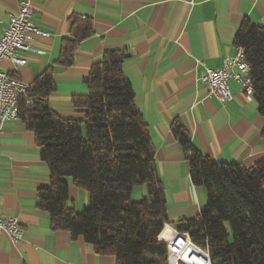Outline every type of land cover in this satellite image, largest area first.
Wrapping results in <instances>:
<instances>
[{
    "label": "crops",
    "instance_id": "0c3cea01",
    "mask_svg": "<svg viewBox=\"0 0 264 264\" xmlns=\"http://www.w3.org/2000/svg\"><path fill=\"white\" fill-rule=\"evenodd\" d=\"M19 1L0 0V37ZM32 9L31 22L47 36L29 33L33 51L19 54L26 65L4 60L2 71L30 87L52 67L55 90L49 106L62 118L82 119L72 98L88 93L85 79L91 67L105 50H126L122 73L153 148L169 223L194 219L206 203L205 190L192 184L171 134L174 121L213 162L249 168L264 157V120L253 97L247 99L229 79L231 99L221 103L199 81L203 67L219 69L233 57L244 21L264 27V0H33ZM74 16L90 19L93 34L78 45L72 64L60 67L55 63ZM68 182L67 206L80 212L88 205V194ZM48 184V167L34 133L20 119L6 123L0 134V214L18 221L22 239L11 243L0 232V264H116L113 256L97 255L82 239L51 230L37 201V190ZM145 195L144 186H135L131 200ZM169 229L162 238L169 237Z\"/></svg>",
    "mask_w": 264,
    "mask_h": 264
},
{
    "label": "trees",
    "instance_id": "16d2710c",
    "mask_svg": "<svg viewBox=\"0 0 264 264\" xmlns=\"http://www.w3.org/2000/svg\"><path fill=\"white\" fill-rule=\"evenodd\" d=\"M92 34L90 19L72 17L55 64L69 67L78 45ZM235 45L243 49L252 97L264 120V27L244 21ZM126 56V50H105L91 67L85 79L88 93L72 98L82 119L62 118L49 106L55 90L52 67L19 102V119L34 133L48 167L49 184L37 190V201L48 214L51 230L82 239L97 255L113 256L116 264H167L159 234L169 225L186 233L193 245L206 248L211 264H264V157L249 168L213 162L174 121L171 134L188 163L192 184L205 190L206 203L194 219L169 223L153 148L122 73ZM261 138L264 144V128ZM68 181L88 194V205L80 212L67 206ZM135 186L146 190L137 202L131 200Z\"/></svg>",
    "mask_w": 264,
    "mask_h": 264
},
{
    "label": "built area",
    "instance_id": "2783aa9c",
    "mask_svg": "<svg viewBox=\"0 0 264 264\" xmlns=\"http://www.w3.org/2000/svg\"><path fill=\"white\" fill-rule=\"evenodd\" d=\"M32 3L33 0L19 1L16 11L9 15L7 27L0 37V134L6 123L19 119V102L28 90L25 83L2 71L1 62L8 60L15 66L26 65V59L19 54L33 51L27 35L34 33L47 36L31 22ZM229 79L239 85L247 99L252 97L250 69L245 62L243 49L237 45L233 57L224 60L221 68L203 67L199 74V81L208 88V95L221 103L231 99L227 85ZM25 103L31 105L32 100L27 99ZM165 226L159 234V240L166 244L167 264H211L206 248L193 245L186 233H178ZM166 229H169L170 237L162 238ZM0 232L11 243L22 239L18 221L10 216L0 214Z\"/></svg>",
    "mask_w": 264,
    "mask_h": 264
},
{
    "label": "rangeland",
    "instance_id": "374dc122",
    "mask_svg": "<svg viewBox=\"0 0 264 264\" xmlns=\"http://www.w3.org/2000/svg\"><path fill=\"white\" fill-rule=\"evenodd\" d=\"M84 208H86V207H84ZM84 208H82L81 211H82Z\"/></svg>",
    "mask_w": 264,
    "mask_h": 264
}]
</instances>
